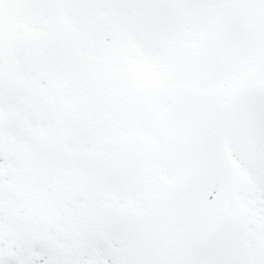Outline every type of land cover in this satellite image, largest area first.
<instances>
[{"label":"snow or ice","instance_id":"snow-or-ice-1","mask_svg":"<svg viewBox=\"0 0 264 264\" xmlns=\"http://www.w3.org/2000/svg\"><path fill=\"white\" fill-rule=\"evenodd\" d=\"M0 264H264V0H0Z\"/></svg>","mask_w":264,"mask_h":264}]
</instances>
